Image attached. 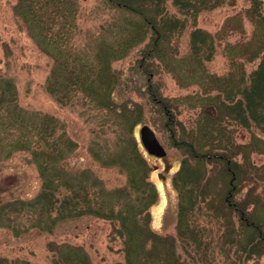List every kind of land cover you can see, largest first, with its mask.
<instances>
[{
    "label": "trees",
    "instance_id": "trees-1",
    "mask_svg": "<svg viewBox=\"0 0 264 264\" xmlns=\"http://www.w3.org/2000/svg\"><path fill=\"white\" fill-rule=\"evenodd\" d=\"M227 1L173 0L182 17L169 11L167 0H103L105 7L113 9V14L99 26L97 33L90 31V35L87 34L89 42L82 45L79 42V0H18L15 12L37 44L54 59L46 82L47 90L63 104L82 94L126 131L125 147L121 151L103 155L96 146L91 145L89 149L103 164L122 166L128 175V185L107 189L103 180L91 170L74 172L68 169L63 162L76 147L75 141L64 129L57 130L54 116L20 106L14 80L1 77L0 124L8 134L16 135L9 141L8 155L16 149L29 150L39 169L42 187L31 199L0 201V227H9L15 235H21L34 227L52 231L59 220L86 214L113 219L119 223L117 232L124 237V264H196L198 261L216 264L217 246L227 257L232 256L231 264H247L254 254H263L264 197L254 192L245 197L237 196L248 179V169L231 160L242 148L248 167L249 152L264 151L263 1L251 0L248 8L257 29L247 46L229 48L233 69L241 75H231L228 80L214 77L219 92L225 91V95L212 98L219 103L220 114L246 127L254 125L263 135L254 134L250 144L241 146L231 134L224 133L226 127H218V132L213 134L214 131L203 124L199 127L203 134L200 135L203 143L199 145V153H195L196 146L183 145L195 163L186 157L173 178L180 192L177 236L157 233L150 224L148 208L156 202L158 190L148 176L150 166L134 135L135 126L143 121L142 105L131 98L118 100L115 97L122 76L112 67V61L125 57L133 47L146 40L144 59L161 60L182 82L188 77L203 79L202 82L211 77L204 64L215 51L212 34L201 28L193 29L190 52L181 58L176 56L177 48L171 41L181 34L189 21L196 24L200 11ZM237 55H246L248 61L259 59L248 79L245 78V64L235 59ZM211 120L213 124L217 122L214 118ZM209 152L221 166L217 176L224 185L214 187L218 188V197L211 196L215 193L211 185L214 172L210 170L209 176L206 175V162L213 161ZM256 169H260L258 177L264 179L261 168ZM203 215L220 221L218 235L201 222ZM178 240L192 262L178 252ZM49 245L52 248L54 244ZM54 248L56 253L58 251L54 264H91L82 247L62 244ZM0 264L10 262L0 256Z\"/></svg>",
    "mask_w": 264,
    "mask_h": 264
},
{
    "label": "rangeland",
    "instance_id": "rangeland-1",
    "mask_svg": "<svg viewBox=\"0 0 264 264\" xmlns=\"http://www.w3.org/2000/svg\"><path fill=\"white\" fill-rule=\"evenodd\" d=\"M18 0H0V78H12L17 89L20 106L27 110L49 114L57 119L58 129L65 130L66 135L75 141L76 147L69 151L63 164L70 170L90 172L101 178L107 189L121 188L128 185L126 170L120 165H105L94 158L89 147H98L103 155L115 150L124 149L126 131L115 121L106 116L105 110H98L93 103L79 94L74 101L63 104L59 102L46 87L51 74L54 59L45 53L37 44L20 16L15 12ZM263 12H264V0ZM82 45L89 42L87 34L97 33L99 26L110 18L113 9L105 7L103 0H79ZM251 0H229L215 8L200 11L196 24L189 21L181 34L176 35L171 43L177 48L176 56L181 58L190 52L191 32L195 28L212 34L215 37V51L211 59L204 64L205 71L211 77L204 79L187 78L182 82L178 75L166 68L157 58L144 59V50L148 40L136 45L123 58L112 61V67L122 76V82L115 90L118 100L131 98L142 105L143 121L134 128L141 153L150 166L148 176L158 190V197L148 211L150 224L154 231L163 235L177 236V210L180 192L174 186V175L180 170L183 161L189 157L183 145L198 149L203 143L199 127L205 124L215 134L218 127H226L224 133L238 145L244 146L252 142L254 134L262 137V133L254 125L243 126L239 122L220 114L219 103L212 98L222 97L225 91L219 92L214 77H239L241 73L233 69L230 46L245 45L257 29L251 19L248 8ZM170 12H178L173 0H167ZM90 35V34H88ZM239 62L245 64V78L257 67L259 59L248 61L246 55H237ZM188 72L187 67H184ZM204 69L202 70V72ZM232 72V73H231ZM236 78V77H234ZM106 116V117H105ZM112 117L114 115H111ZM211 118H214L215 124ZM149 125L165 147L167 154L157 156L150 154L141 141L140 128ZM18 135V132H17ZM16 135L8 134L0 124V201L10 199H31L41 190L42 178L29 150H14L8 155L9 141ZM208 140V139H207ZM204 141V140H203ZM210 149L209 146H206ZM239 149L231 158L233 162L242 163L248 169V179L242 184L241 193L245 197L254 192L264 197V179L258 177L261 168L264 174V151H250L247 158ZM213 161L207 163V174L214 172L211 185V196H217L216 186L224 184L220 180L221 166ZM160 211L157 212V208ZM199 219V216H198ZM204 221V222H203ZM214 234L218 235L220 221L201 217ZM116 220L99 217L93 214L59 220L52 231L31 228L15 235L9 227H0V256L9 260L10 264H54L57 256L54 249L62 244L82 247L88 254L91 264L125 263L124 237L119 235ZM210 238V237H209ZM50 243L54 245L51 248ZM178 252L182 258L192 262L190 254L182 248L178 240ZM216 264H231L232 256L228 257L217 246ZM195 264V263H194ZM196 264H201L197 262ZM247 264H264V253L254 254Z\"/></svg>",
    "mask_w": 264,
    "mask_h": 264
},
{
    "label": "water",
    "instance_id": "water-1",
    "mask_svg": "<svg viewBox=\"0 0 264 264\" xmlns=\"http://www.w3.org/2000/svg\"><path fill=\"white\" fill-rule=\"evenodd\" d=\"M141 141L146 150L150 154L157 156H165L167 151L159 138L157 137L156 132L147 124L143 125L140 128Z\"/></svg>",
    "mask_w": 264,
    "mask_h": 264
},
{
    "label": "bare ground",
    "instance_id": "bare-ground-1",
    "mask_svg": "<svg viewBox=\"0 0 264 264\" xmlns=\"http://www.w3.org/2000/svg\"><path fill=\"white\" fill-rule=\"evenodd\" d=\"M160 207H161V206H159V207L157 208V210H158L157 212H159V211H160Z\"/></svg>",
    "mask_w": 264,
    "mask_h": 264
}]
</instances>
